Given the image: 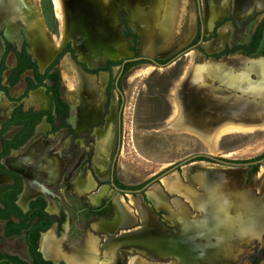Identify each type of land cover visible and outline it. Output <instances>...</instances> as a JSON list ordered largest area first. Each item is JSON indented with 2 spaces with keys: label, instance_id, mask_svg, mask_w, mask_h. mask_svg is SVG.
Instances as JSON below:
<instances>
[{
  "label": "flooded vegetation",
  "instance_id": "obj_1",
  "mask_svg": "<svg viewBox=\"0 0 264 264\" xmlns=\"http://www.w3.org/2000/svg\"><path fill=\"white\" fill-rule=\"evenodd\" d=\"M220 1L208 0V3ZM86 7L85 39L76 44L72 38L65 36L63 44L49 60H44L42 55L44 44L27 22L23 23L27 32L24 35L19 32L18 35L9 38L3 31L0 35V107L4 105L0 109V130L14 117L13 115L18 114L19 118H23L39 114L40 111H49L52 117L49 120L47 113L41 115L26 135L24 126L29 119H23L19 123L10 122L0 132V154L7 149L0 156V165L4 168L0 170V264H98L109 258V248L107 251L102 248L106 236L104 233L106 230L102 227L104 225H97L99 229L95 230L92 224L87 223L80 232L75 233L72 232L75 226H71L70 223L71 229L66 228L64 231L63 209L58 207V211H54L53 207H50L53 204L51 202L54 192L49 187L58 184L62 186L58 189L60 195L64 193L66 196H84L90 201L94 199V196L88 194L91 188L92 190L95 188L90 185V179L94 180L90 169L93 167L104 176L99 181H107L99 186L109 184L115 192L122 194L125 192L117 190L112 182L119 188L129 189L117 179L115 172L118 157L116 152L118 150L119 153L118 144H121L124 106L121 78L127 70L125 65L129 61L124 63L118 78L117 75L126 58L141 55L138 48L140 37L133 32L126 17L123 21L124 29L119 32L114 19L115 28L110 26L108 22L110 15L106 16L104 13L103 18L96 17L89 2ZM97 12L101 14L100 9ZM228 17L232 16L229 15L226 19ZM104 21L108 23L106 26ZM112 29H115L121 40L132 38L126 35L127 29L137 35L138 39L136 41L130 39V43L135 46L138 55L129 44L131 56L113 57L121 43L114 40L115 38L111 40ZM250 41L251 38L248 44ZM62 50L64 51L58 62L51 66L54 58ZM66 54L70 55L72 63L83 73L96 77L101 72L107 74L104 87L98 84L96 86L97 98L93 94H88L79 80L74 90L76 94L82 93L85 99L73 103L67 99L64 94L65 80L59 69V63ZM112 60L120 62L110 64ZM26 61L33 64V67ZM114 68H117V71L112 83ZM53 72L58 75L57 92L59 99L66 106L65 110L57 108L46 92V86L55 82L48 77ZM39 75H45L41 84ZM112 88L115 90V97ZM35 91H40L44 95L46 104H41L39 98L33 94ZM3 101L7 102V105L1 104ZM113 106H116V110L115 108L113 110ZM81 138L84 140L83 145L81 152L76 156ZM4 141L11 143L6 145ZM37 141L38 146L32 149L33 143ZM29 145L31 147L26 153L21 154ZM73 161L74 163L70 165ZM26 165L29 168H26ZM80 166L83 170L82 175H75ZM25 175L29 177L26 191L23 179ZM18 182L20 190L16 192ZM99 189L100 187L94 193H98ZM106 202L116 214L113 195L104 194L99 197L97 212L106 209ZM92 209L95 211L94 207ZM236 219L237 224L243 227L245 221L247 226H256L249 216L246 218L241 215ZM257 221L256 224L260 221L264 223V216ZM54 225L56 231L51 230ZM203 233L213 236V233ZM42 236H48L51 249L54 251L49 256H45L40 249ZM122 243L119 241V246ZM215 251L213 257L217 260Z\"/></svg>",
  "mask_w": 264,
  "mask_h": 264
},
{
  "label": "crops",
  "instance_id": "obj_2",
  "mask_svg": "<svg viewBox=\"0 0 264 264\" xmlns=\"http://www.w3.org/2000/svg\"><path fill=\"white\" fill-rule=\"evenodd\" d=\"M56 4H58L57 1ZM221 4H224V7L217 11L219 9L215 8L216 3L210 5L208 0H201L205 31L209 32L213 26L216 27V36L200 44V47L208 54L221 49L225 43H228L229 28L226 18L229 15L237 16L233 0H230V4L226 1ZM100 12L104 14L105 8H100ZM110 13L109 11L108 22L112 28H115ZM210 14H216L218 19L214 20L208 29ZM126 18L132 30L139 34L140 54L156 59H165L176 54L193 40L198 31L200 32L201 18L197 11L196 0H130L126 6ZM104 24L106 26L108 23L104 21ZM110 33L111 40L115 38L114 40L121 43V46L113 53V57L131 56L132 51L128 47L127 40H121L115 29H112ZM45 40V42L42 41L47 48L42 55L44 60H49L61 47L64 38L51 41L46 38ZM47 40L50 43H47ZM179 57L169 66L173 63L177 64ZM68 58L64 55L61 61L66 60L65 63L70 65L75 73L73 74L75 84L77 85L80 80L86 92L97 98L96 86L98 84L104 87L107 74L101 72L96 77L83 73ZM180 59H183L184 63L169 91L172 105L167 126L171 131L186 132L213 142L228 133H251L264 129V48L260 47L253 53L239 49L220 58L206 56L198 49H191ZM33 94L39 98L41 104H46L45 97L40 91H35ZM38 144V141L33 143L32 149ZM30 147L31 145L27 146L21 154H25ZM28 165L30 166V163ZM28 165L26 168H29ZM23 179L26 191L29 177L25 175ZM258 182L259 189L254 192L249 185L243 186L238 179L223 174L210 163L193 161L182 165L181 171L169 173L164 180L166 187L177 196L169 201L164 191L157 185L148 196L156 208L164 209L166 218L176 228L161 226L158 221H155L149 207L140 200L133 199L131 204L134 207H132L118 196L113 199L116 224L126 225L139 219L145 226V231L154 232L152 234L144 231V234L137 232L144 236L141 241L143 244H140L150 247L157 256L179 257L180 264H198L197 257L200 260L204 258V260L215 261L213 254L217 248L214 244L202 243L200 239L207 241L208 237L203 232L215 234L219 230L220 236L224 237L221 230L223 233L226 228L233 227L234 236L229 237L232 236L234 243L241 245L245 240L243 236L245 231L257 234L258 237L263 234L264 223L260 229V223L256 224V222L264 216V213L257 212L251 218L256 225L253 227L247 226V221L243 227L236 223L232 225L223 219L226 210L224 205L229 202L224 195L221 197L223 191L227 193V190L234 188L243 195L241 192L243 188L246 194L264 204V175ZM90 185L94 186V181H91ZM102 191L104 190L100 189L97 194H101ZM224 199L225 201L222 202ZM191 218L193 222L189 223L188 220ZM42 239L44 251L41 249ZM111 243L113 245V242ZM113 248L115 247L109 249V258L98 264H118L119 253ZM40 249L45 256L53 254L48 236H42ZM192 250L199 251L200 255L192 257L190 253ZM140 262L142 260L132 261L133 264H141Z\"/></svg>",
  "mask_w": 264,
  "mask_h": 264
},
{
  "label": "rangeland",
  "instance_id": "obj_3",
  "mask_svg": "<svg viewBox=\"0 0 264 264\" xmlns=\"http://www.w3.org/2000/svg\"><path fill=\"white\" fill-rule=\"evenodd\" d=\"M56 1L58 4H56ZM224 1L230 4V0ZM233 1L238 14L233 18L228 17L226 24L229 28V41L223 47L247 45L252 32L260 24L262 26V38L258 48H264V0ZM88 2L96 17L103 18L102 13H98L97 10L105 8V15L109 16V11L111 12V17L115 20L114 23L118 31L120 32L124 29L125 10L130 0H0V35L2 31L9 38L18 35L19 32L24 35L27 32L23 23L27 22L40 37V40L43 37L42 40L44 42L46 38L51 41L68 36L77 44L85 39V12ZM215 30L216 27L213 26L209 32L205 31V37L213 32H215L216 36ZM130 39L132 40L129 37L125 39L128 42V47L129 44L130 47L132 46ZM48 40L47 43H50ZM198 47H200V44L194 49L199 50ZM46 48L47 46L44 45V50ZM66 56L69 57L70 55L66 54ZM183 56L179 57L177 64L173 63L174 65L171 64L170 66L168 64L164 67H157L148 62L134 64V66H130L126 70L121 78L124 106L121 119V144L115 172L117 179L129 188L137 189L141 187L146 181L198 153L211 154L218 158L236 162L252 161L264 156V129H258L251 133H228L218 137L213 142L205 141L186 132L170 130L167 126L168 115L172 105L169 91L180 73L181 66L184 63V60L180 58ZM65 61L63 60V62L60 61L59 63L61 75L65 80L66 90L64 94L72 103L77 100H84L82 93L76 94L74 90L76 84L73 74L75 73ZM116 71L117 68H114L112 83ZM112 93L115 97L114 88H112ZM1 104L7 105V102L3 101ZM2 106L4 105H1L0 109H2ZM114 108L116 110V106H113V110ZM83 141L81 138L76 156L81 152ZM193 161L210 163L223 174L238 179L243 186L249 185L254 192L258 191L260 186L258 180L263 178L264 175V161L251 165H227L201 157H195L190 160V162ZM73 163L74 161L70 165ZM182 165L176 166L173 170L160 176L142 192L125 194L115 192L109 184L99 186L101 183H107V181H99L104 176L93 167L90 168L94 177V180L92 178L91 181H94L95 186L93 187L95 188L93 190L91 188L88 194L94 196V199L90 201L84 196H66L64 193L60 195L58 189L62 188V186L58 184L49 187L54 192L52 194L53 201L51 202L53 204L50 207H53L54 211H58V207L63 209L64 231H66V228L71 229V226H75L76 229L74 227L72 232H80L81 228L86 226L87 223L89 225L92 224L95 230L99 229L97 225H104L102 227L106 230L104 232L106 236L104 237L102 248L107 251L108 248L115 247L113 249L118 251L120 257L118 264H133L132 261L136 259L138 261L142 260L141 264H180L179 257L172 255L160 257L154 254L150 247L140 244L144 236L137 232L142 233L144 231L148 234L154 232L145 231V226L142 225L139 219L118 227L116 214L113 213L109 204L106 205L107 202L105 203L106 209L102 212H97L96 208L99 206V197L102 194L106 196L113 195V199L118 196L124 203L132 207H134L131 204L132 200L138 199L149 207L155 217V221H158L161 226L176 228L166 218L164 209L156 208L148 196L156 185L164 191L169 201L177 196L176 193L166 187L164 180L169 173L181 171ZM82 171V166H80L75 175H82ZM98 187L104 190L101 194L94 193ZM229 190L231 191V189ZM231 197L234 201L231 203V207H228V204L224 205L226 211L233 214L237 211L247 213L246 207L244 208L240 203L235 202L242 200L243 196L240 194L235 196L234 193ZM92 207L95 208V211ZM245 215L247 218V214ZM262 224L263 221H260V229ZM55 228L56 226L54 225L51 230L56 231ZM94 233L97 234L96 232ZM222 235L224 237L220 236L213 241L217 248L215 251L217 260L208 261L204 260V258L200 260L197 257L198 264H263L264 232L258 237L257 234L254 235L249 231H245V234H243L245 240L242 245L234 243L233 237H229L232 235L230 232ZM119 241L123 242L120 246L118 244ZM110 242H113V245ZM194 251L190 252L192 257L200 255L199 251Z\"/></svg>",
  "mask_w": 264,
  "mask_h": 264
},
{
  "label": "water",
  "instance_id": "obj_4",
  "mask_svg": "<svg viewBox=\"0 0 264 264\" xmlns=\"http://www.w3.org/2000/svg\"><path fill=\"white\" fill-rule=\"evenodd\" d=\"M220 1V0H219ZM223 1V0H222ZM216 2H212L211 4H215ZM220 3H223L220 1ZM220 3H216L217 5L215 6L216 9H219L217 11H220L222 7H224V4L220 5ZM210 4V5H211ZM196 5H197V11H198V14L201 18V22H200V37L198 39V41L194 44H192L191 46L189 47H186L182 50H180L179 52H177L176 54H174V56L170 59H168L167 61H164V62H161L159 61V59H156V58H152V57H149V56H146V55H139V56H136V57H132V58H126L122 65H121V68H120V72L118 73L117 75V78L120 76L122 70H123V65L126 61H140V60H147V61H144V62H148L152 65H155L157 67H164V66H167L168 64H170L171 62H173L176 58H178L179 56L185 54L186 52H188L189 50L191 49H194L196 48L197 45L201 44L203 42V35H204V31H205V23L204 21H202V10H201V0H196ZM211 10L213 12V9L211 7ZM218 19V16L216 14H213L211 15L210 14V17H209V21H208V25H207V28L209 29V27L212 25L213 21ZM120 145L118 144V149H119ZM116 154H118V150L116 152ZM195 157H201V158H205L207 160H213L215 162H219L221 164H227V165H250V164H256V163H260L262 161H264V156L259 158V159H256V160H252V161H246V162H236V161H230V160H226V159H223V158H218V157H215L211 154H206V153H198V154H194L192 156H190L189 158H186L184 160H182L181 163L179 164H176L172 167H170L169 169H167L166 171L162 172L161 174L155 176L154 178L146 181L140 188H137V189H132V188H129V189H122V188H119L117 186H115V184L112 182V185L119 191H122V192H125V193H137V192H142L145 188H147L148 186H150L151 184H153L160 176H162L163 174L169 172L170 170H173L174 168H176V166H180L182 164H186L187 162H190V160H192L193 158ZM112 170H113V166H112ZM111 176H112V173H111ZM241 192H243V199L242 200H238V201H235L236 203H240L242 205V207H246L247 208V213L245 212H240V211H237L236 213H230L228 211L225 210L224 212V217L223 219L225 221H228L230 223L233 224H237L236 222V218H240L241 215L243 214H247V216H249L250 218H252L255 213L257 212H260V214L264 213V204L262 201L260 200H257L256 198H253V197H250L249 194H246L245 190L242 188L241 189ZM235 193V196L237 194L238 196V192L232 188L231 191L230 190H227V193L223 191V193L221 194V197H223L224 195V198H227L229 200L228 202V207H231L232 206V202L234 201V199L231 197L233 194ZM225 194H228V196H225ZM224 200H222V202H224ZM242 213V214H241ZM243 216H246V215H243ZM242 219V218H241ZM189 223L193 222L192 218L188 220ZM227 232H230L233 236H234V233H233V227H230V228H226V230H223V233H222V230H221V234H224V233H227ZM220 231H216L215 234H213V236H208L207 237V241H205V239H200L202 241V243H210V244H213V241L220 237Z\"/></svg>",
  "mask_w": 264,
  "mask_h": 264
},
{
  "label": "trees",
  "instance_id": "obj_5",
  "mask_svg": "<svg viewBox=\"0 0 264 264\" xmlns=\"http://www.w3.org/2000/svg\"><path fill=\"white\" fill-rule=\"evenodd\" d=\"M261 30H262V26L259 25V26L256 28L254 34L252 35L250 43L247 44V45H235V46H233V47H227V46H225V47H223L222 49H220V50H218V51H216V52L210 53V54L204 52L202 48H200V47H198V48H199V50H200L201 52H203L206 56H210V57H214V58H220V57L223 56V55H226V54H228V53H231V52L236 51V50H239V49H242V50H244V51H246V52H248V53H253L254 51H256V49H257V47H258V44H259V41H260V39H261ZM125 33H126V35L131 36L132 39L135 40V41L138 39V36L135 35V34H133L129 29H127ZM214 36H215V32H213L212 34H210V35L207 36V37L203 36V41H204V40H207V39H210V38H212V37H214ZM199 37H200V33H199V31H198V33H197L196 36L193 38V40H192L190 43H188L184 48L189 47V46H191L192 44L196 43V42L198 41ZM184 48H183V49H184ZM132 49L135 51V54L138 55V52H137L135 46H132ZM63 51H64V50H62L61 52H59V53L57 54V56L54 58V60H53V62H52V64H51V66L54 65L56 62H58V60L60 59V57H61L62 54H63ZM71 51H72V50H71ZM23 56H24V55H23ZM173 56H174V55H171L170 57L165 58V59H159V61H161V62L167 61L168 59L172 58ZM144 61H147V60L129 61V62L126 63V65H125V69H128L130 66H132V65H134V64H137V63L144 62ZM26 62H27L28 64H30V65L33 67V64H31L29 61H26ZM119 62H120V60H118V61H113V60H112V61H110V64H117V63H119ZM0 69H1V68H0ZM45 75H46V74H45ZM45 75H39V76H38V77H39V84L42 83V79L45 77ZM48 77H50V78H51L53 81H55V82L53 83V85H48V86H46V92H47L48 95L50 96V99H51L52 103H53L57 108H63V109L65 110V109H66V106H65V104L59 99L58 92H57V88H58V87H57V83H56V80H57V78H58L57 73H56V72H53V73L49 74ZM44 113H47V114H48V116H49L48 119H49V120L52 119V117H51L49 111H40L39 114H31L30 116H25V117H23V118H19V117H18V114H17V115H13L14 117H13L11 120H8V121L3 125V128L0 130V132H1V131L6 127V125L9 124L10 122H17V123H19V122H21V120H23V119H29V120L26 121V124H25V126H24V130H25L24 135H26V134L30 131V129H32V127L34 126V124L40 119V116L43 115ZM9 143H11V142H5V141H4V144H6V145H9ZM6 147H7V146H6ZM6 151H7V149H5L3 153H5ZM3 153H1L0 156L3 155ZM0 170H4V168H3L1 165H0ZM117 183H118L119 185H121L119 182H117ZM19 190H20V184H19V182H18V184H17L16 187H15V191L17 192V191H19Z\"/></svg>",
  "mask_w": 264,
  "mask_h": 264
},
{
  "label": "bare ground",
  "instance_id": "obj_6",
  "mask_svg": "<svg viewBox=\"0 0 264 264\" xmlns=\"http://www.w3.org/2000/svg\"><path fill=\"white\" fill-rule=\"evenodd\" d=\"M41 249L44 251L45 248H44V245H43V239H42V244H41ZM208 253V252H207ZM221 264V263H220Z\"/></svg>",
  "mask_w": 264,
  "mask_h": 264
}]
</instances>
